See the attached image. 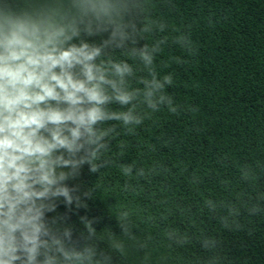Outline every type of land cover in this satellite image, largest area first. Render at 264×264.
<instances>
[{
  "label": "trees",
  "instance_id": "obj_1",
  "mask_svg": "<svg viewBox=\"0 0 264 264\" xmlns=\"http://www.w3.org/2000/svg\"><path fill=\"white\" fill-rule=\"evenodd\" d=\"M116 3L131 38L104 47L97 63L130 64L126 86L141 90L132 103L142 123L97 126L110 130L98 170L84 164L64 182L72 203L56 198L46 223L69 249L93 250L83 264H264V0ZM0 8L76 15L72 0H0ZM108 35L79 39L101 45ZM145 45L158 49L156 78L172 77L164 94L175 113L143 103Z\"/></svg>",
  "mask_w": 264,
  "mask_h": 264
},
{
  "label": "clouds",
  "instance_id": "obj_2",
  "mask_svg": "<svg viewBox=\"0 0 264 264\" xmlns=\"http://www.w3.org/2000/svg\"><path fill=\"white\" fill-rule=\"evenodd\" d=\"M72 7L76 15L70 20L0 8V264L90 261L93 250L69 249L46 223L45 213L55 211L56 198L72 203V189L64 182L81 166L98 170L94 161L110 131L98 125L142 123L132 103L141 90L126 86L125 77L133 74L130 64L97 63L104 47H122L131 38L118 19L116 0H72ZM101 33H109L101 45L79 39ZM157 50L139 49L151 73V79L141 81L143 103L155 111L166 102L175 113L172 98L164 94L165 85L173 83L171 75L161 81L151 71ZM111 103L131 107L110 111ZM85 226L94 231L90 221Z\"/></svg>",
  "mask_w": 264,
  "mask_h": 264
}]
</instances>
